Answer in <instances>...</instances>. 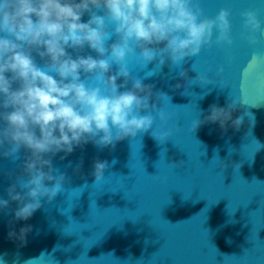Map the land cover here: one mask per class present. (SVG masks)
Masks as SVG:
<instances>
[{"label":"water","instance_id":"1","mask_svg":"<svg viewBox=\"0 0 264 264\" xmlns=\"http://www.w3.org/2000/svg\"><path fill=\"white\" fill-rule=\"evenodd\" d=\"M200 3L209 17L231 11L233 45L205 47L179 66L130 59L131 75L152 86L150 103L172 119L157 118L114 149L89 142L63 160L57 154L53 166L66 174L64 191L51 203L43 200L27 221L14 219V202L0 210V264H264V64L245 73L253 55L264 57V33L255 46L240 37V13L256 10L264 22V0ZM199 74L213 83L201 85ZM158 94L168 97L161 101ZM233 100L243 104L232 113L244 117L239 130L229 121L226 131L218 123L193 131L211 105ZM164 130L174 135L164 142L153 137ZM24 155L16 162L0 158V198L8 199L12 183L5 173L14 179ZM97 160L108 162L99 182ZM181 161L183 167L172 165ZM26 226L31 230L22 242Z\"/></svg>","mask_w":264,"mask_h":264},{"label":"clouds","instance_id":"2","mask_svg":"<svg viewBox=\"0 0 264 264\" xmlns=\"http://www.w3.org/2000/svg\"><path fill=\"white\" fill-rule=\"evenodd\" d=\"M231 15L221 8L209 17L200 0H0V158L16 162L22 151L26 154L14 179L5 173L12 183L8 199L0 198V210L14 202V219L27 221L43 200L51 203L64 191L66 174L53 166L57 154L63 152V160L89 142L114 149L119 141L147 132L157 118L167 124L172 114L150 103L152 86L131 75L129 60L179 66L205 47L231 46ZM240 16L241 39L257 45L264 22L253 9ZM262 64L264 57L253 55L245 73ZM180 75L188 79L186 72ZM197 79L201 85L213 83L207 75ZM219 84L223 89L225 82ZM163 97L168 96L157 98ZM240 105L235 100L227 107L211 105L193 131L205 123L226 131L229 121L239 130L244 117L233 119L232 113ZM152 135L164 142L174 132ZM93 167L99 182L108 162L97 160ZM30 230L20 229L22 242Z\"/></svg>","mask_w":264,"mask_h":264}]
</instances>
